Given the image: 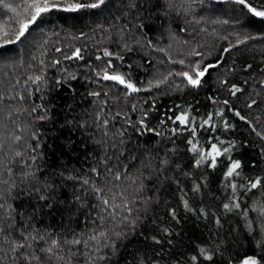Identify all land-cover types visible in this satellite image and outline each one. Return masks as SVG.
<instances>
[{
    "label": "trees",
    "instance_id": "obj_1",
    "mask_svg": "<svg viewBox=\"0 0 264 264\" xmlns=\"http://www.w3.org/2000/svg\"><path fill=\"white\" fill-rule=\"evenodd\" d=\"M6 2L23 7V0ZM249 2L264 10V0ZM179 11V15L173 11L162 20L154 18L144 32L135 10L128 7V0H106L98 9H53L43 14L30 27V34H26L27 39L22 43L4 45L0 40V91L13 96L19 92L24 97L5 101L11 107L0 113V125H6L0 127V134L5 138L10 133L23 136L24 140L13 146L21 150L27 148V143L35 146L39 142L36 163L42 169L36 173L35 181L31 178L22 181L17 175L20 165H11L13 176L4 177L16 181L15 199L10 198L9 202L30 214L37 206L34 196L38 194L34 188L45 180L52 182L55 191L49 195L53 206L40 208L32 223L54 235L70 236L73 230L88 233L97 227L85 219L89 213L94 218L98 211L89 207L98 202L92 183L111 189L109 197L117 193L118 202L119 193L129 201L135 200L130 204L133 212L129 216V220L139 217L134 230L120 225L128 236L117 241L119 254L100 264H208L202 257L197 262L191 260L201 247L214 254L212 264H240L250 255L264 262V249L252 239L257 233H249V222L258 230L261 218L253 209L264 206V192L260 189L249 192L239 187L247 185L250 179L264 178V139L256 134L264 135V87L260 85L264 80V18L253 16L234 0H203V3L194 0L187 13ZM5 21L14 34L19 25L12 13L0 8V23ZM246 37L252 38L237 44L238 38ZM125 44L132 50L128 51ZM76 48L81 49L82 60L64 59ZM160 48L165 51H158ZM224 48L231 51L223 53ZM104 49L114 55L104 57ZM194 52L201 55H193ZM97 56L101 59L97 60ZM109 59L114 65L110 72L119 71L142 89L148 87L149 81L155 84L170 71L173 75L159 88L153 86L148 91L125 95L123 87L100 78ZM56 60L60 64H55ZM180 60L184 61L183 65L178 63ZM217 61H221L220 65L209 70L200 87L194 88L174 74L190 70L197 63L202 68ZM249 64L252 68L245 70ZM29 76L43 79L33 83ZM245 80L247 84L243 83ZM232 85L242 87V92L232 96L229 91ZM94 92L100 96L92 95ZM252 99L258 103L248 108ZM225 100L229 105L223 103ZM229 109L239 111L247 122ZM218 111L223 116H216ZM181 112L194 117L197 124L210 113L214 115L215 129H197L196 139L205 150L210 148V142L217 143V138L224 141V146L233 142L229 155L242 163L240 176L232 179L238 185L235 193L224 179L230 163L227 155L217 158L215 169L207 164L194 166L196 157L189 151L187 142L190 132L168 119ZM145 113V124L152 132L141 129L137 123L145 118ZM40 115H45V119H35ZM104 119L109 121L107 137L103 135L105 129L99 126ZM225 120L231 127H224ZM119 131H123V137L117 135ZM33 133L39 137L38 141L31 139ZM120 139L125 143L120 144ZM114 142L116 147L112 146ZM122 150L124 156L120 155ZM31 155L27 149L23 159L28 160ZM10 158H13L11 152L5 162ZM165 160L167 163H162ZM125 165L130 175L138 178L136 184L131 180L114 181L106 171L110 166L114 172L119 169L124 173ZM93 168L100 172L99 176L91 171ZM61 172L63 177L59 175ZM69 176L81 179H66ZM82 179H89L90 185H83ZM141 181L144 191L137 193L135 189ZM196 185H200L198 192L193 191ZM75 196L80 201H75ZM148 198L150 202L145 205ZM184 200L191 211L184 207ZM230 200L240 203L241 208L226 212L223 204ZM81 203L84 207H80ZM112 226L115 227V222ZM153 238L161 243L157 244ZM52 264L63 262L54 260ZM78 264H84L82 257Z\"/></svg>",
    "mask_w": 264,
    "mask_h": 264
},
{
    "label": "snow or ice",
    "instance_id": "obj_2",
    "mask_svg": "<svg viewBox=\"0 0 264 264\" xmlns=\"http://www.w3.org/2000/svg\"><path fill=\"white\" fill-rule=\"evenodd\" d=\"M194 0H128V7L135 10L136 18L139 19V27L146 32L150 27L149 21L162 20L163 18L168 17L173 11H176V14L179 15L180 11L187 13L190 10L191 3ZM203 3V0H200ZM234 3L242 5L247 8L248 11L255 17L264 18V10H258L257 7H254L249 0H234ZM106 4V0H93L91 3L82 2V0H74L72 3H68L67 0H23V7L21 5L13 6L12 3L6 2V0H0V8L7 10L13 14V19L15 23L19 25L18 29L13 30L9 28V22L5 21L0 23V40L3 41L4 45L15 44L17 42H23L27 39L26 34H30L29 30L32 25H34L43 14L52 11L53 9H62L63 11H78L80 9H98L102 5ZM188 5V7H185ZM264 8V6H262ZM127 15V13H125ZM21 17H24L21 19ZM198 23V21H197ZM227 23V21H224ZM125 27H127L125 25ZM184 31V29H181ZM252 37H246L245 39L237 40V44H244L246 40ZM225 39H227L225 37ZM148 44L151 45V40L148 41ZM236 45H233L235 47ZM124 47L131 51L132 49L125 44ZM56 51H61V49H56ZM158 51L164 52L163 48L158 49ZM231 50L229 48H224L223 53H229ZM193 55H201L198 52L192 53ZM114 55L113 52H110L108 49H104L103 56L111 58ZM118 59L123 60L122 56H118ZM66 60L79 59L82 60L83 56L81 55V49L76 48L71 55H66L64 57ZM97 60L101 59L100 56L96 57ZM172 63H177V61H171ZM55 64H60L59 60L54 62ZM179 64L183 65L184 61H178ZM221 61H217L216 64H207L201 68L200 64L197 63L190 68V70H181L175 72L174 74L182 77L186 83L194 88L200 87L202 84V78L209 72L210 69L216 68L220 65ZM114 68V65L111 62V59L108 60L105 69L103 70L100 78L104 81H112L118 85L123 86L125 89V95H130L132 93H137L142 90L148 91L153 86L159 88L161 84L167 82L169 76L173 75V72H169L167 76L163 77L160 80H157L155 84L152 81L148 82L147 88H140L131 81V79L126 78L124 74H121L119 71L110 72L109 69ZM252 65L249 64L246 66L245 70L251 69ZM99 75V73H98ZM75 79L74 76L71 77ZM29 80L33 83L41 81L43 78L41 76H29ZM17 84L19 81L16 82ZM59 83V81H57ZM226 83V82H225ZM247 84L248 81L243 82ZM261 87H264V80L260 81ZM13 88L16 85H12ZM39 90V89H38ZM242 87L237 85H232L229 88V91L232 96H236L238 93L242 92ZM94 96H100L99 92L91 93ZM104 95H107L105 93ZM17 97L23 100L24 97L20 95L19 92L13 95H6L3 91H0V113L4 111L5 108L11 107L10 104H5V101L15 100ZM225 105H229V101L225 100L223 102ZM257 100L252 99L251 103L247 104L248 108H253L257 105ZM135 108V105H133ZM232 110V109H229ZM33 112L36 111L34 107ZM103 111V110H102ZM234 111L235 116L239 117L240 120L246 121V117L241 115L239 111ZM119 113H117V116ZM145 118L139 120L137 123L140 125L141 129H145L149 132L154 131L153 129L147 128L145 124ZM216 116H223V112H216ZM35 119L44 120L45 115L37 116ZM97 121H100L99 114L97 115ZM172 122L178 123L183 126L184 130L189 131L191 138L188 139V144L190 145L189 151H191L195 158L194 166L200 167L204 164H207L208 167L215 169L217 167V158L221 156H228L229 165L227 170L224 173V179L228 181L226 186H230L233 193H235L238 185L232 182L234 177L240 176L242 163L238 159H231L230 153L232 152L233 142H229L228 146H224V141L218 140L217 143L210 142V148L205 150L200 146L197 137V129L199 128H211L215 129L216 125L213 123L214 115L209 114L206 119H203L199 124H197L194 117H190L186 112H181L178 115L173 117H168ZM164 121L162 120L161 123ZM15 123V121H13ZM109 121L104 119L99 126L104 128L105 131L103 135L107 137L109 135L107 131V125ZM0 127H6V125H0ZM224 127L227 129L231 127L228 122L224 121ZM23 131V129H19ZM126 130V129H125ZM256 131L255 128L252 129ZM139 131V129H137ZM175 132L176 129H173ZM159 135V133H156ZM257 136H261L264 139V135L260 132L256 133ZM120 137H123V131L117 133ZM32 140H39V137L33 133ZM24 140V137L21 135H16L15 133H10L7 138L0 134V264H52L55 260L57 262H63V264H78L79 259L82 257L84 259V264H100L103 261H111L116 257L120 249L117 246V241H121L127 238L128 232L124 228H131L134 230L135 223L139 219L138 216L129 220V216L133 212V208L130 204L135 203V200L129 201L128 197L123 193H119L120 200L117 201V193L113 192L109 197L108 192H111V189H105L95 186L94 183L91 184L92 191L95 193L97 198V203L90 205V209H98L94 214L89 213L86 216V220H89L90 223L97 225V227L92 228L88 233H76L72 231L70 236H63L61 234H53L47 230H41L40 228L35 227L32 221L35 219L36 215L40 208L47 207L52 208V203L50 202V193L55 191V185L45 180L40 187L34 188L35 195L34 198L37 202V206H34L30 214H26L23 210H18L14 204L9 202V199H15L13 197V191L16 189V181L12 179L4 178L5 175L8 177L13 176L14 169L11 165L19 164L20 172L17 175L22 177V181H27L31 178L33 181L37 179L36 173L42 171L40 166L36 163L38 156L37 149L40 147L39 142L33 146L31 143H27V148L21 150L19 147L14 148V145H19L20 142ZM120 144H124L123 139L119 140ZM113 147H116L114 142ZM27 149H30L33 155H31L28 160H24L23 157L26 154ZM13 153V158L8 159V162H5V158H8V153ZM121 156H124L125 153L122 150L120 152ZM119 157H117L118 159ZM111 159V157H109ZM136 157L133 156L132 160H135ZM30 161V162H29ZM107 164V161H105ZM162 163H167V161H162ZM35 165V168H33ZM97 176L100 175V172L93 168L91 170ZM106 171L111 176L114 181L121 180H131L132 184H136V179L130 175V169L127 165L124 166V173L119 169L115 172L112 167H107ZM126 173V174H125ZM55 175V174H54ZM61 177L64 174L61 172L59 174ZM142 175V173H141ZM66 179H81L78 177H66ZM89 179H82L83 185H90ZM118 187V186H117ZM239 187L245 188L246 191H253L260 189L264 192V178L256 177L255 179H250L247 185H239ZM135 191L137 193L144 191V184L141 181L139 186L136 187ZM193 191H200V185H196ZM18 195V194H17ZM30 195H33L30 193ZM151 198L144 200V204L147 205L150 202ZM183 199V198H182ZM40 201H49L47 204L42 205ZM75 201H80L79 196H75ZM80 207H84L81 203ZM184 207L191 211L188 201L184 200ZM223 208L226 212H233L234 210L240 209V203L235 200H230L228 203L223 204ZM254 211L259 212L260 215V224L257 229L252 228V223L249 222V233L256 232V235L252 236V239L264 249V206H261L258 209H253ZM203 211V210H201ZM121 212H126V215L120 216ZM245 216L247 215V209L244 212ZM173 218H175V213H172ZM119 216V219L117 217ZM115 222V227L112 226V223ZM217 225H219V220H216ZM120 225H124V228H121ZM119 229V230H117ZM154 241L159 244L161 241L153 238ZM171 243V241H169ZM108 249L107 252L104 250ZM42 254V255H41ZM202 257L204 261L208 264H212L214 259V254H209L208 250L205 248H199L198 255H193L191 260L197 262L199 258ZM240 264H264L260 258L255 255L246 256L240 261Z\"/></svg>",
    "mask_w": 264,
    "mask_h": 264
},
{
    "label": "water",
    "instance_id": "obj_3",
    "mask_svg": "<svg viewBox=\"0 0 264 264\" xmlns=\"http://www.w3.org/2000/svg\"><path fill=\"white\" fill-rule=\"evenodd\" d=\"M121 86V85H120ZM121 87H123V86H121Z\"/></svg>",
    "mask_w": 264,
    "mask_h": 264
}]
</instances>
